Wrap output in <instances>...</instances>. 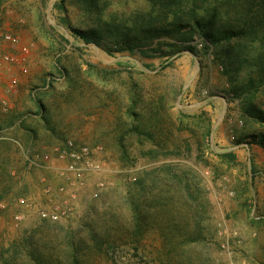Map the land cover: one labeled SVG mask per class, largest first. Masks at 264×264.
Returning a JSON list of instances; mask_svg holds the SVG:
<instances>
[{
  "label": "rangeland",
  "instance_id": "1",
  "mask_svg": "<svg viewBox=\"0 0 264 264\" xmlns=\"http://www.w3.org/2000/svg\"><path fill=\"white\" fill-rule=\"evenodd\" d=\"M60 1L0 0V31L31 44L26 73L0 68V264H264V147L241 142L264 135L251 114L264 89L230 90L249 64L225 73L215 50L110 54L72 29L131 23L149 3ZM67 141L102 170L61 174ZM62 196L68 217L42 219ZM196 212L201 236L184 242ZM92 231L114 254L93 249Z\"/></svg>",
  "mask_w": 264,
  "mask_h": 264
},
{
  "label": "trees",
  "instance_id": "2",
  "mask_svg": "<svg viewBox=\"0 0 264 264\" xmlns=\"http://www.w3.org/2000/svg\"><path fill=\"white\" fill-rule=\"evenodd\" d=\"M65 1H60L62 9ZM82 1L86 3L89 0ZM146 1L151 10L139 14L131 23L101 20L86 30L72 31L85 43H95L110 54L127 51L168 59L183 51L204 56L215 50L225 73L231 72L234 61L238 65L232 71L236 72L241 69L243 62L249 64L245 81L230 89L233 96L245 97L264 89V0ZM226 14H234L235 17L229 19L225 17ZM248 44H258V52L250 53L246 49ZM251 114L264 122L262 111L256 110ZM250 137L252 140L241 142L248 145L258 143L264 147V135ZM200 219L201 216L196 212L190 222L191 231L185 236L184 242L196 241L201 236ZM99 235L90 232L93 249L102 252L106 246L111 252L107 250L105 254H114L115 243H110L109 235L105 232Z\"/></svg>",
  "mask_w": 264,
  "mask_h": 264
},
{
  "label": "built area",
  "instance_id": "3",
  "mask_svg": "<svg viewBox=\"0 0 264 264\" xmlns=\"http://www.w3.org/2000/svg\"><path fill=\"white\" fill-rule=\"evenodd\" d=\"M0 43L6 45L9 49V51L0 52V68L16 66L19 72L26 73L28 70L26 62L31 44L21 43L18 35L7 31H0ZM15 82L16 79H12L9 87L11 88V85ZM54 152L58 159L64 162V165L59 167V172L63 175L82 180L85 175L99 173L102 170L99 163L92 159V151L88 146L75 145L72 141H67L65 145L56 147ZM46 159H48V155L44 156V160ZM49 190L47 188L46 193ZM94 195H97V193L94 192ZM70 211L69 197L62 196L58 203L41 209L39 215L44 220L61 221L68 217ZM19 218L20 216H16V219Z\"/></svg>",
  "mask_w": 264,
  "mask_h": 264
}]
</instances>
